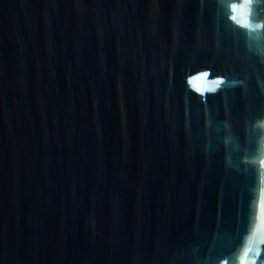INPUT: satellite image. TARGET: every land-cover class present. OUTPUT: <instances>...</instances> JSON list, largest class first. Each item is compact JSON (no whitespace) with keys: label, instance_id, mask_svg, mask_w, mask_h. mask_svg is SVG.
I'll return each mask as SVG.
<instances>
[{"label":"water","instance_id":"95a60500","mask_svg":"<svg viewBox=\"0 0 264 264\" xmlns=\"http://www.w3.org/2000/svg\"><path fill=\"white\" fill-rule=\"evenodd\" d=\"M261 239L264 0H0V264H264Z\"/></svg>","mask_w":264,"mask_h":264},{"label":"snow or ice","instance_id":"6c2138e0","mask_svg":"<svg viewBox=\"0 0 264 264\" xmlns=\"http://www.w3.org/2000/svg\"><path fill=\"white\" fill-rule=\"evenodd\" d=\"M235 7L236 6L233 5V9H235ZM232 19L233 20H236V16L233 15L232 16ZM256 27H261V26L260 25H256ZM260 243H264V239H261ZM251 251H253V241L252 240H249L247 247L244 248L243 257L241 259V264H246V260L244 258H246L248 256V253L251 252ZM255 252H256V256L259 257L260 250H259L258 247L255 249Z\"/></svg>","mask_w":264,"mask_h":264}]
</instances>
